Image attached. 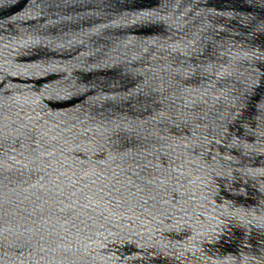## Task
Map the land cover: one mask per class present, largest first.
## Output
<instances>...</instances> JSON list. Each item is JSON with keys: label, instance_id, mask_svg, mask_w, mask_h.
Returning a JSON list of instances; mask_svg holds the SVG:
<instances>
[{"label": "water", "instance_id": "water-1", "mask_svg": "<svg viewBox=\"0 0 264 264\" xmlns=\"http://www.w3.org/2000/svg\"><path fill=\"white\" fill-rule=\"evenodd\" d=\"M0 264H264V0H0Z\"/></svg>", "mask_w": 264, "mask_h": 264}]
</instances>
